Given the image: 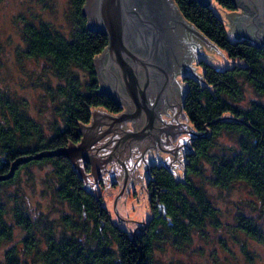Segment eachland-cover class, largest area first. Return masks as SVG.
Returning <instances> with one entry per match:
<instances>
[{"label": "trees", "instance_id": "trees-1", "mask_svg": "<svg viewBox=\"0 0 264 264\" xmlns=\"http://www.w3.org/2000/svg\"><path fill=\"white\" fill-rule=\"evenodd\" d=\"M215 1L235 10L232 0ZM173 2L181 16L223 53L243 60L223 68L204 62L200 72L204 81L200 83L193 75L184 77L181 105L186 120L195 132L204 130L205 121L208 132L190 137L193 152L187 148L179 165L183 180L163 163L149 164V204L151 207L156 197L160 207L153 208L138 231L131 232L114 223L94 192L82 186L81 177L66 156L45 155L21 162L11 176L0 179V241L10 237L13 224L25 232L19 250L14 245L4 250L6 264H161L152 257L156 242L169 240L180 246L192 230L201 232L206 223L218 226V209L208 198L203 181L218 187L242 182L251 196L248 204L258 213H239L236 225L251 237L264 238V102L250 99L240 103L243 81L264 97V42L256 46L246 37L230 39L222 19L208 4L197 0ZM82 3L68 0L67 34L48 20H22V55L61 80L44 85L55 100L60 122H53L50 131H45L27 113L23 97L0 87V172L18 154L76 140V120L86 121L92 106L116 109L110 98L94 91L97 78L92 57L106 43V35L85 26ZM78 70L85 73L84 79L79 78ZM41 161L50 164L53 197L69 209L55 217L30 208L28 197L17 184L19 168ZM9 187L11 190L6 191ZM9 213L12 222L6 220ZM133 233L137 234L134 241L139 254Z\"/></svg>", "mask_w": 264, "mask_h": 264}, {"label": "water", "instance_id": "water-1", "mask_svg": "<svg viewBox=\"0 0 264 264\" xmlns=\"http://www.w3.org/2000/svg\"><path fill=\"white\" fill-rule=\"evenodd\" d=\"M197 1L208 4V0ZM232 2L239 7V11H224V16L227 17V22L224 23L228 24L226 31L236 39L239 36L246 37L256 46L264 42V0ZM80 8L86 15L85 26L106 35V43L100 52L92 57L99 85L94 91L106 94L115 103L121 102L123 109L112 114L100 107H92L89 109V123L75 119L81 132L78 141L67 139L65 144L54 148L18 154L9 161L7 169L0 172V179L11 176L21 162L45 155L61 154L71 161L73 168L83 179L82 186L91 192L89 186L92 185L88 182L95 183L96 176L103 178L97 172H102L105 168L104 161L107 160L109 165L106 173L109 177L104 181L103 189L112 178L116 180V210L115 204L120 199L124 201L128 183L141 176L137 173L135 164L138 163V158H141L142 162L148 158L142 157V151L148 150L150 146H153L154 154L156 146L171 151L170 159L167 158L168 154H165L160 160L174 172V167L179 165L178 162L174 163L173 159L181 162V144L192 151L187 138L202 136L208 132L205 121L202 123L204 130L195 132L184 121L176 119V115L185 118L179 107L180 87L184 85L177 80L174 73H190L200 83L203 80L200 78V72L194 69L195 66L190 64L189 59L195 57L194 52L209 58L213 57L212 53L215 51H220L181 16L172 0H84ZM197 46L202 49H197ZM208 46H212V49ZM124 55L131 61L128 62ZM221 56L223 57L222 54ZM166 106L169 107V112L165 110ZM159 111L169 114L166 121L164 117L159 116ZM127 120H130L132 129L121 125ZM246 124L250 125L248 122ZM182 129L194 134L180 135L175 142H171L175 133ZM121 152H124L128 165L125 164ZM136 153L139 155L132 162L130 155ZM81 158L91 162L90 172L93 180L83 171ZM170 165H173V168H170ZM118 167L122 170L118 171ZM180 169L182 174L181 166ZM143 170H147L146 166ZM148 179L149 176L146 181ZM116 212L118 213L117 210ZM118 215L123 220L138 222L140 227L138 220L119 213ZM134 233L133 241L137 235ZM137 248L139 254V247Z\"/></svg>", "mask_w": 264, "mask_h": 264}, {"label": "rangeland", "instance_id": "rangeland-1", "mask_svg": "<svg viewBox=\"0 0 264 264\" xmlns=\"http://www.w3.org/2000/svg\"><path fill=\"white\" fill-rule=\"evenodd\" d=\"M208 5L222 19L223 23L224 21L227 22L224 11L231 9L220 5L215 0H208ZM236 11H239V8ZM68 15V0H0V87L9 94L23 97L27 102V113L36 119L47 132L50 131L53 122H60V116L54 109L55 100L48 96L44 85L46 82L55 84L61 80L55 78L50 72L43 71L39 62L22 55L21 48L24 42L20 26L24 19L35 21L39 18L48 20L60 31L67 34L70 27ZM224 27L226 30L228 24L224 23ZM226 34L230 39H235L230 32L226 31ZM208 48L212 49V46H208ZM198 49H202V47L199 46ZM219 51L221 53L215 51L212 53L213 57L209 58L195 52V57L191 59L190 64L195 66L196 71L201 72L204 62L216 68L243 63L240 57L226 55L220 49ZM78 73L80 79L85 78L83 71L78 70ZM180 82H183L184 86H181V89L184 91V80L181 78ZM243 91L244 96L240 103L245 104L250 99L264 102V97L257 94L247 81H243ZM184 122L190 126L187 120ZM189 132L185 129L179 130L176 139L171 140V142H175L180 135L189 136ZM181 146H183L181 150L186 147L183 144ZM181 150L180 155L182 157ZM121 154H123L125 164L128 165L124 152ZM165 154H168L167 158L170 159L172 152L167 149L156 148L155 154L152 149L142 155V157H148L145 162L138 158L135 168L141 176L128 183L124 192V201L120 199L115 204L119 214L138 220L140 223L147 219L149 208L143 187L147 174L146 170L143 169L147 162L159 161L160 158L163 159ZM138 155V153L130 155L131 161L133 162ZM173 162H178V165L181 164L176 158L173 159ZM170 168H173V165H170ZM50 169L48 161L29 163L19 168L17 184L28 197L30 208L46 212L48 217H55L69 209L52 195L53 177ZM121 170L122 168L118 167V171ZM173 173L175 176H179V166L174 167ZM107 177H109L108 173L103 177V180L107 181ZM112 179V182L115 183H112L111 180L108 181L105 189H103L104 185L103 188L99 186L101 203L107 207L114 223L133 232L138 229L139 223L130 219L123 220L116 212L114 202L118 184L114 178ZM202 184L211 203L218 209V226L206 223L203 231L192 230L189 239L180 246L171 243L169 240L156 242L152 247L153 259L161 264H264V238L258 240L251 237L236 225L239 213L246 215L258 213L256 208H252L248 204L251 196L246 186L242 182H235L227 187H218L207 181H203ZM99 187L95 186L93 192L97 190L99 192ZM107 189L109 191H106ZM10 190L11 187L7 188L6 191ZM6 220L12 222L13 218L10 213L6 215ZM262 223L264 224V219ZM24 235V229L13 224L10 237L0 241V264H6L4 250L11 245L16 246L19 250L21 238ZM24 258L28 259V256Z\"/></svg>", "mask_w": 264, "mask_h": 264}, {"label": "flooded vegetation", "instance_id": "flooded-vegetation-1", "mask_svg": "<svg viewBox=\"0 0 264 264\" xmlns=\"http://www.w3.org/2000/svg\"><path fill=\"white\" fill-rule=\"evenodd\" d=\"M84 1V0H83ZM173 1V0H172ZM174 3V2H173ZM239 7L238 6H236L234 9H235V11L238 9ZM198 47L199 46H197V49H198ZM100 52V51H99ZM98 52V53H99ZM97 53V54H98ZM96 54V55H97ZM194 54H195V52H194ZM124 58L125 59H128V62H130L131 61V59L130 58H127V56L126 55H124ZM191 59H193V58H191ZM191 59H189V62L191 61ZM178 75H179V77H178ZM186 75H192V74H190V73H186V72H183V73H181V72H175L174 73V76H176L177 77V80L180 82V79L182 78L183 80H184V77L186 76ZM99 85H98V82H97V87H98ZM180 90H181V94H180V103H179V107H180V110L182 111V113H183V110H182V105H181V99H182V94H183V91H182V89H181V87H180ZM104 95H106V94H104ZM107 96V95H106ZM108 97V96H107ZM109 98V97H108ZM111 99V98H110ZM112 100V99H111ZM114 102V101H113ZM115 103V102H114ZM115 104H117L116 105V109H114V110H112V109H108L107 107H105V106H103V105H96V106H92L93 108H98V107H100L101 109H103L104 111H107L108 113H112V114H115L117 111H121L122 109H123V105H122V103L120 102V104L119 103H115ZM92 107H91V109H92ZM165 110L167 111V112H169V107L168 106H166V108H165ZM90 115H91V111H90V114H89V117H88V119L86 120V121H80V122H82V123H89V119H90ZM159 116H162V117H164V121H166L167 120V117L169 116V114H164V113H162L161 111H159ZM186 118V117H185ZM183 116H180V115H176V119L177 120H180V121H183V119H184V121L186 120ZM124 128H126V125L129 127V129H132V125H131V123H130V120H127V121H125L123 124H121ZM77 129H78V126H77ZM80 131L78 130V138L76 139V140H74L73 142H76V141H78V139H79V136H80ZM178 133H179V130L175 133V135H174V137L172 138V140H174V139H176V137H177V135H178ZM167 135L169 136V133H167ZM191 135V133L189 132V136ZM189 140H190V138H188L187 139V141L189 142ZM183 147V146H182ZM156 148H159V149H161V150H163V148H161V147H159V146H156ZM153 149V146H150V147H148V150H144V151H142V155L143 154H145V153H147V152H149L150 150H152ZM186 150H187V148H184L183 150H181L182 152H181V154H182V157H183V155H184V153L186 152ZM122 153V152H121ZM139 154V153H138ZM164 156V155H163ZM164 158V157H163ZM182 160V159H181ZM70 161V160H69ZM71 162V161H70ZM156 162H159V163H163L161 160H159V161H156ZM155 161H151V162H147V167H146V169L148 168V166H149V164H151V163H156ZM81 163H82V167H83V171L84 172H87L86 173V176L90 179V180H93V178L91 177V172H90V165H91V162L88 160V159H83V158H81ZM164 164V163H163ZM108 165H109V161H107V160H105L104 161V169L102 170V172H97V174L98 175H101V176H105L104 174H107L106 173V168H108ZM76 171V170H75ZM77 172V171H76ZM146 174H147V170H146ZM148 176V175H147ZM147 176H146V178H147ZM81 180H82V183H83V179L81 178ZM113 181V179H111V182ZM148 182H150V177H149V179H148V181H144V183H143V187L145 188V190H146V192H147V203H148V208H149V215H150V213H152V210H153V208H155L156 210L157 209H159V204H158V201H157V199H156V197H154V201L151 203V207H150V204H149V194H150V192H149V190H148ZM90 183V185H92V186H89V189L91 190V191H93V188L96 186V187H99V186H101L102 188H103V185H104V180H103V178L102 177H100V176H96V178H95V183H93V181H89L88 182V184ZM112 183H115V182H112ZM101 193H100V187H99V192H98V190L97 191H95L94 192V195H95V197H97L98 198V201H99V205H100V197H101V195H100ZM102 206H104L103 204H101ZM153 206V207H152ZM105 207V209H106V211L108 212V210H107V207L106 206H104ZM109 213V212H108ZM96 214L97 215H99L98 216V219L100 220V210H98V212H96ZM110 218H111V216H109Z\"/></svg>", "mask_w": 264, "mask_h": 264}]
</instances>
